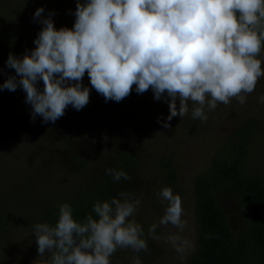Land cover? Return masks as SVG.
<instances>
[{
	"label": "clouds",
	"instance_id": "1",
	"mask_svg": "<svg viewBox=\"0 0 264 264\" xmlns=\"http://www.w3.org/2000/svg\"><path fill=\"white\" fill-rule=\"evenodd\" d=\"M73 14L71 28H57L55 13L38 7L32 19L42 27L35 47L8 55L6 66L15 74L0 91L22 88L33 121L55 123L69 105L82 110L90 101L86 73L105 102L119 103L133 88L138 94L151 89L155 100L168 103L167 117L158 118L165 128L174 117H186L190 104L191 118L204 122L219 103L235 98L244 105L264 78V0H76ZM105 174L113 182L132 180L123 169ZM158 196L163 215L147 233L134 219L142 199L133 192L97 200L94 215L82 221L70 203H62L54 225L32 226L38 256L50 254L47 264H112L118 250L147 252L151 239L170 245L184 264L197 245L185 235L182 198L167 186ZM169 226L175 231L157 234ZM132 264H141L138 255Z\"/></svg>",
	"mask_w": 264,
	"mask_h": 264
},
{
	"label": "rangeland",
	"instance_id": "2",
	"mask_svg": "<svg viewBox=\"0 0 264 264\" xmlns=\"http://www.w3.org/2000/svg\"><path fill=\"white\" fill-rule=\"evenodd\" d=\"M41 6L45 15L55 13L57 28L73 26L76 0H0V25L7 26L12 37L0 40V83L10 70L6 66L9 53L20 57L35 47L33 41L42 25L32 17ZM83 84L90 88L89 103L80 111L69 105L55 123H44L41 117L33 121L29 104L17 107L7 93L0 92V264H47L50 254L40 258L31 235L32 226L39 223L35 219L38 211H32L35 205L71 196L88 180L111 168L121 149L132 151L138 159L132 180L123 184L122 191L141 197L142 206L134 219L143 225L145 233L163 215L165 205L158 193L164 186L156 171V160L169 155L176 178L166 186L182 198L184 218L189 224L185 235L195 240L192 177L205 168L212 152L242 120L261 118L264 110V104L259 102L264 95L262 78L244 105L235 98L227 105L219 103L215 110L207 112L204 122L191 118L190 104L186 117H174L170 127L165 128L158 118L167 117L168 103L155 100L151 89L138 94L133 88L117 103L105 102L91 88L87 73ZM39 86L43 87L42 81ZM72 152L82 160L80 169L69 162ZM248 157L264 178V134L252 138ZM220 203L232 221L236 219L232 199L224 195ZM170 230L175 231L169 226L158 229L157 234ZM149 241L155 253L142 251L140 256L131 249H121L111 257L112 264H132L134 255L139 256L141 264H181L170 245L163 240ZM187 260L188 257L184 264Z\"/></svg>",
	"mask_w": 264,
	"mask_h": 264
},
{
	"label": "trees",
	"instance_id": "3",
	"mask_svg": "<svg viewBox=\"0 0 264 264\" xmlns=\"http://www.w3.org/2000/svg\"><path fill=\"white\" fill-rule=\"evenodd\" d=\"M10 34L7 26L0 25V40H11ZM14 74L15 70L10 69L4 80ZM0 92L7 93L17 107L26 105V93L22 88ZM260 133L264 134V110L261 118L242 120L212 152L205 168L192 177V215L197 250L188 256L187 264H264V178L248 157L252 138ZM68 159L74 168H81L82 160L76 154L70 153ZM113 163L111 168L123 169L132 176L138 159L132 151L121 149ZM156 171L164 187L176 178L169 155L156 160ZM123 184L126 181L113 182L103 172L100 177L88 180L71 196L57 197L48 205L38 203L32 211H38L35 219L39 223L54 225L59 205L67 202L73 207L74 217L82 221L93 214L94 202L117 195ZM224 195L234 202L236 219L233 221L222 209L220 200ZM148 249V253L156 252L149 239ZM138 255L143 256L142 253Z\"/></svg>",
	"mask_w": 264,
	"mask_h": 264
}]
</instances>
